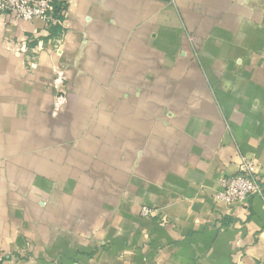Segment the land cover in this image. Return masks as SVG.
<instances>
[{
  "label": "crops",
  "instance_id": "crops-1",
  "mask_svg": "<svg viewBox=\"0 0 264 264\" xmlns=\"http://www.w3.org/2000/svg\"><path fill=\"white\" fill-rule=\"evenodd\" d=\"M245 161L264 182V0L0 14V264H264V198L218 197Z\"/></svg>",
  "mask_w": 264,
  "mask_h": 264
},
{
  "label": "built area",
  "instance_id": "built-area-1",
  "mask_svg": "<svg viewBox=\"0 0 264 264\" xmlns=\"http://www.w3.org/2000/svg\"><path fill=\"white\" fill-rule=\"evenodd\" d=\"M70 0H0V14H7L16 19H42L47 30H51L57 21L58 15H64ZM55 4H60L58 10ZM224 189L218 197L226 204L249 205L250 199L255 196L264 198V182L261 180L253 162L245 161L240 170L223 179ZM143 218L151 219L155 210L143 205L140 210ZM162 224L166 221L162 220Z\"/></svg>",
  "mask_w": 264,
  "mask_h": 264
},
{
  "label": "trees",
  "instance_id": "trees-1",
  "mask_svg": "<svg viewBox=\"0 0 264 264\" xmlns=\"http://www.w3.org/2000/svg\"><path fill=\"white\" fill-rule=\"evenodd\" d=\"M59 8H60V4H55V5H54V9L58 10ZM63 16H64V15H58V16H57V21H56V23L53 24L52 27H51V32H52V33L55 32L56 30H58V28L60 27V24H61V21H62V19H63Z\"/></svg>",
  "mask_w": 264,
  "mask_h": 264
}]
</instances>
